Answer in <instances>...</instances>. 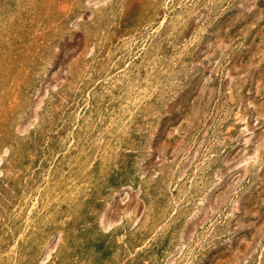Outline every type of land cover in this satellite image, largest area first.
Segmentation results:
<instances>
[{
  "label": "rangeland",
  "instance_id": "rangeland-1",
  "mask_svg": "<svg viewBox=\"0 0 264 264\" xmlns=\"http://www.w3.org/2000/svg\"><path fill=\"white\" fill-rule=\"evenodd\" d=\"M0 236V264H264V0H0Z\"/></svg>",
  "mask_w": 264,
  "mask_h": 264
},
{
  "label": "bare ground",
  "instance_id": "bare-ground-1",
  "mask_svg": "<svg viewBox=\"0 0 264 264\" xmlns=\"http://www.w3.org/2000/svg\"><path fill=\"white\" fill-rule=\"evenodd\" d=\"M178 15V14H177ZM170 19V18H169ZM174 19V18H173ZM172 20V19H171ZM181 21V20H180ZM164 23H165V21H164ZM178 23H179V21H178ZM165 24H167V23H165ZM159 25H161V24H159ZM178 25V24H177ZM166 26V25H165ZM162 27V26H161ZM171 28V27H170ZM157 29V28H156ZM165 30V29H164ZM155 39V38H154ZM150 41V40H149ZM157 41V40H156ZM151 43H149V45H150ZM156 44V43H155ZM159 45V44H158ZM151 46V45H150ZM157 47V46H156ZM146 60V59H145ZM100 90V89H99ZM103 91V90H102ZM101 93V92H100ZM104 93H106V92H104ZM104 95V94H103ZM111 95V94H110ZM94 98V97H93ZM110 98H111V96H110ZM100 99V98H99ZM98 99V100H99ZM108 99V98H107ZM94 100V99H93ZM111 101V100H110ZM93 102V101H92ZM112 102V101H111ZM96 111V110H95ZM121 111V110H120ZM124 111V110H123ZM96 113V112H95ZM99 113V112H98ZM121 113V112H120ZM83 115V114H82ZM124 115V114H123ZM95 116V115H94ZM97 117V116H96ZM124 117V116H123ZM74 120V119H73ZM112 120V119H111ZM103 121H105V120H103ZM107 122H108V120H107ZM106 123V122H105ZM68 124V123H67ZM66 124V125H67ZM102 124V123H101ZM115 124V123H114ZM117 124V123H116ZM65 125V126H66ZM84 125V124H83ZM98 125V124H97ZM106 125H107V123H106ZM109 125V124H108ZM120 125H122V124H120ZM59 126V125H58ZM64 127V126H63ZM59 128V127H58ZM83 128V127H82ZM98 128V127H97ZM111 128V127H110ZM119 128V127H118ZM121 128V127H120ZM56 129V128H55ZM103 129H105V128H103ZM106 129H107V127H106ZM105 129V130H106ZM79 130V129H78ZM109 130V129H108ZM84 131V130H83ZM103 131V130H102ZM115 131V130H114ZM80 132V131H79ZM106 132V131H105ZM77 133V132H76ZM81 133V132H80ZM95 133V132H94ZM103 133V132H102ZM110 133V132H109ZM113 133V132H112ZM120 133V132H119ZM108 134V133H107ZM117 134V133H116ZM80 135V134H79ZM109 135V134H108ZM65 136V135H64ZM53 137V136H52ZM55 137V136H54ZM71 137V136H70ZM74 137H75V135H74ZM93 137H94V135H93ZM102 137V136H101ZM106 137V136H105ZM115 137V136H114ZM117 137V136H116ZM67 138V137H66ZM83 138V137H82ZM104 138V137H103ZM63 139V138H62ZM88 140V139H87ZM115 140V139H114ZM84 141V140H83ZM105 141H106V139H105ZM113 144V143H112ZM94 145V144H93ZM51 146V145H50ZM94 147V146H93ZM113 147V146H112ZM66 148V147H65ZM109 148V147H108ZM114 148H116V147H114ZM92 150V149H91ZM97 150V149H96ZM95 150V151H96ZM109 150V149H108ZM107 150V151H108ZM104 151V150H103ZM97 152H99V151H97ZM88 153V152H87ZM93 154H95V153H93ZM55 155V154H54ZM61 155V154H60ZM70 156V155H69ZM112 156V155H111ZM49 157V156H48ZM52 157H54V156H52ZM110 157V156H109ZM84 158V157H83ZM92 159V158H91ZM53 160V159H52ZM84 160V159H83ZM73 161V160H72ZM100 161V160H99ZM108 161V160H107ZM92 162V161H91ZM71 163V162H70ZM69 163V164H70ZM80 163V162H79ZM108 163V162H107ZM38 164V163H37ZM99 164V163H98ZM32 166V165H31ZM83 166V165H82ZM71 167V166H70ZM73 167V166H72ZM81 167V166H80ZM100 168V167H99ZM38 170V169H37ZM63 170V160L62 159H59L57 162H56V165H55V168L53 169V174L55 173V176H52V177H50V180H53V179H55L56 177H57V175H59V173L61 172ZM71 170V169H70ZM69 170V171H70ZM47 172V171H46ZM73 174V173H72ZM45 175V174H44ZM42 176V175H41ZM85 176V175H84ZM100 176V175H99ZM46 178V177H45ZM63 179H65V178H63ZM62 179V180H63ZM86 179V178H85ZM43 180V179H42ZM61 179L59 178V177H57V180H56V183L55 184H53L50 188H49V190L47 191V193H46V195L44 194V198H43V200H42V203H41V208H48V206L50 205H54V204H57V202L60 200V198H59V196L62 194V188H61V184H60V181ZM68 180V179H67ZM101 181V180H100ZM45 182H46V180H45ZM66 182V181H65ZM35 183H37V182H35ZM63 183V182H62ZM36 185V184H35ZM89 185V184H88ZM41 186H43V185H41ZM73 186V185H72ZM84 186V185H83ZM91 186V185H90ZM32 187V186H31ZM39 187V186H38ZM37 187V188H38ZM73 187H75V186H73ZM34 188V187H33ZM32 188V189H33ZM36 188V189H37ZM45 188V187H44ZM43 188V189H44ZM31 189V188H30ZM35 189V190H36ZM29 191V190H28ZM38 191V190H37ZM67 191V190H66ZM84 191V190H83ZM97 191V190H96ZM28 193V192H27ZM43 194V193H42ZM70 194V193H69ZM89 194V193H88ZM27 195V194H26ZM35 195V194H34ZM39 195V194H38ZM41 195V194H40ZM82 195V194H81ZM86 195V194H85ZM31 196V195H30ZM43 196V195H42ZM25 197V196H24ZM27 197V196H26ZM83 198V197H82ZM89 199V198H88ZM30 200V199H29ZM82 200V199H81ZM86 200V199H85ZM36 201V200H35ZM40 201V200H39ZM85 202V201H84ZM30 207V206H29ZM28 207V208H29ZM33 207V206H32ZM40 208V209H41ZM50 208V207H49ZM45 210V209H44ZM29 211V210H28ZM27 213V212H26ZM29 213V212H28ZM81 213V212H80ZM41 214V213H40ZM72 214V213H71ZM60 215V214H59ZM69 215V214H68ZM27 216V215H26ZM39 216V215H38ZM61 216V215H60ZM18 217V216H17ZM49 217V216H48ZM19 218V217H18ZM32 218V217H31ZM26 219V218H25ZM80 219V218H79ZM78 219V220H79ZM42 220V219H41ZM15 221V220H14ZM17 221V220H16ZM23 221V220H22ZM49 221V220H48ZM59 221V220H58ZM60 221H62V220H60ZM24 222V221H23ZM28 222V221H27ZM30 222V221H29ZM32 222V221H31ZM26 223V222H25ZM63 223V222H62ZM35 225H33V229L31 230V232L30 233H28V235L26 236V238H24L25 240H23V242H22V247H21V249H20V251H19V253H21V254H24V255H27L28 254V252H29V250H30V248L33 246V244H35V243H37L40 239H41V237L43 236V234H42V232H44L43 231V227H44V225L42 224V222L41 221H39V222H37V223H34ZM61 224V223H60ZM48 225V224H47ZM12 226V225H11ZM27 226V225H26ZM29 227V226H28ZM62 227V226H61ZM26 229V228H25ZM72 229V228H71ZM8 230V229H7ZM17 230V229H16ZM15 230V231H16ZM2 234V233H1ZM4 234V233H3ZM18 234H20V233H18ZM8 235V234H7ZM4 236V235H3ZM15 236H16V234H15ZM1 237V236H0ZM11 237V236H10ZM5 238V237H4ZM15 238V237H14ZM16 239H17V236H16ZM2 241H3V239H2ZM46 242V241H45ZM3 243V242H2ZM5 243V242H4ZM13 243V242H12ZM7 244V243H6ZM6 246V245H5ZM1 248V247H0ZM11 248V247H10ZM39 248V247H38ZM4 249V248H3ZM15 250V249H14ZM40 250H41V248H40ZM8 251V250H7ZM12 251V250H11ZM43 251V250H42ZM40 253V252H39ZM1 254H3V253H1ZM8 255V254H7ZM14 255V254H13ZM1 256V255H0ZM7 257V256H6ZM11 257V256H10ZM13 260V259H12ZM11 260V261H12ZM5 261H7V260H5ZM10 264V263H9ZM32 264H34V263H32Z\"/></svg>",
  "mask_w": 264,
  "mask_h": 264
}]
</instances>
